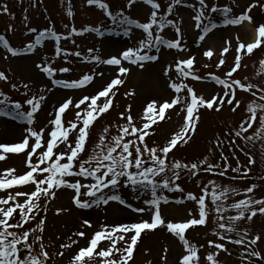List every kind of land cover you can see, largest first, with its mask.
<instances>
[{"label": "snow or ice", "instance_id": "6c2138e0", "mask_svg": "<svg viewBox=\"0 0 264 264\" xmlns=\"http://www.w3.org/2000/svg\"><path fill=\"white\" fill-rule=\"evenodd\" d=\"M88 5H96L103 10L106 16L114 25L113 30H121L128 34L132 30V26L141 29L145 34L143 39L138 41V46L128 47L122 50L117 55H110L108 58L101 59L99 55H89L84 57L85 60L96 61L105 65L118 66V74L110 80L106 85L93 93L84 94L81 97L73 100L71 96L61 102L54 114L47 123L51 127H41L39 130H34L32 127L26 129L25 135L20 142L13 144L0 143V150L3 153H20L26 151L27 168L20 174L14 168H7L0 173V192L5 193L0 195V264H47L50 259L49 253L46 251L45 244L42 242V236L37 235L30 241V236L33 232L43 231L44 220L41 219L36 227L25 228L32 220L39 215L44 201L54 199L56 190L60 188H68L73 190L72 200L74 204L82 209H88L101 204L107 205L109 202H118L122 205L132 207L127 204L121 195L118 193L122 185L129 187L136 192L138 198L140 194L150 192V199H144L143 203L147 207L132 208L134 212L144 213L149 212V219H140L134 222H121L117 224H102L99 230H96L92 236L86 241V246L79 248L69 260V264H90V261L95 256L109 257L119 253V259H108L101 261V264H128V261L133 257L134 246L138 243V238L144 230H154L158 226L165 225L160 213L161 202L167 203L168 197L162 194L163 190L178 191L184 193V189L177 181L180 179L181 171L187 170L192 176L197 174V171L203 166L204 172H217L218 175L224 176L229 168L227 163L222 165H214L208 162V158L196 163H182L178 159H170V152L178 145V143L186 144L188 137L194 133L196 121H198V108L206 106L208 109H213L214 104L216 110L224 104L233 105V111L239 107L241 101L235 98V89L239 88L244 91L251 92L255 97L256 92L253 91L256 85L251 83H243L240 79L233 78V73L241 67V51L244 54H252L254 49H257L261 44H264V23L259 24L256 31V38L250 43L238 42L236 49L235 64L225 74V78L209 74V78L215 81L222 87V95L217 97L213 95L209 99L198 96L194 90L187 84L175 81L169 84V87L174 90V97L163 102L151 101L143 110L145 114V122L143 126H137L131 114L125 116V113H120L121 118L125 121L123 124L116 125V134H111L110 127H104L97 141L89 151L87 145L91 138L90 129L95 121L109 111L112 107L113 97L115 95L114 86L122 84L124 81L121 78L122 74L129 72V68L123 66L122 61L131 65H139L143 67V62L156 61L158 57L155 54H150L153 49L159 51L158 45L164 44L172 49H180V41L178 39L165 40L159 34H153L155 26L158 30H163L166 25L172 24V21L159 13L161 5L157 0H144V3L152 9L148 22H139L130 18L124 11L118 10L115 13L110 10V6L105 0H86ZM135 3V0H128V7ZM182 0H173V3L168 5L167 11L170 13L173 4L179 5ZM199 8L196 11L193 19L196 21V27L201 28V34L198 37L203 41L205 36L215 27L214 24L205 23L209 19L211 13L221 12L224 16L225 25H239L244 21L254 23L252 17L247 14V11L238 16H231L232 9L225 6L218 8L216 5L209 8L206 0H198ZM0 10L7 12V5L0 7ZM251 8L248 9L250 11ZM206 11L208 15L206 16ZM67 14L72 16L71 6L69 5ZM11 27V26H10ZM30 32L36 33L35 28L29 29ZM86 31L100 33L101 28H85ZM180 33V29H176ZM80 35L76 28H71L67 36L62 33H57L54 27L45 28L35 35L34 42H29L25 45V50L31 52L42 44L43 41L51 39L56 43L55 55L60 56L63 53L65 59L69 53L66 49L60 46L62 39L70 37L72 34ZM239 41V37H237ZM0 48L6 50L12 56L21 54V50L12 47L5 36L0 35ZM93 49H88V52L93 53ZM99 52V49L95 50ZM229 51L225 47L221 52V59L216 67L219 68L225 63L223 53ZM76 57L82 54L79 51L71 53ZM206 57H211L213 52L211 49L204 51ZM194 57L180 59L175 61L174 67L178 78L192 77L195 80H201L203 77L193 71ZM261 70L264 71V59L260 60ZM47 77L51 79L54 85L62 86L66 89H80L93 81V75L84 74L78 79H59L53 78L57 69L53 68L46 58L41 64L37 65ZM207 67V65H206ZM173 65L166 67L165 76H169ZM60 72L68 73L71 71L68 67H62ZM8 77L0 72V80H7ZM17 85L13 84L15 89ZM25 89L28 85H23ZM183 89L187 90L186 95H180ZM264 93V89H261ZM4 99H0V105H5L8 98L4 93H0ZM103 98V99H101ZM45 100L44 95H33L24 101L29 106L27 111L22 110L20 102H15L11 110L5 109V116H15V118H23L29 125L34 123V116L41 108L42 102ZM260 101H264V94L259 97ZM99 101V102H98ZM178 106L180 111L185 112V120L179 131L173 133L171 138L163 146H149L145 141V137L149 135L146 131L156 122L157 119H164L165 110L171 109L173 106ZM72 106L76 109L74 119L63 120L62 116L66 110ZM247 118L239 125V130L234 132L238 138L242 137L247 140L253 139V136H247L245 133L252 128L253 123L259 122V128L256 129L254 136L264 134V103H258L252 100L247 104ZM47 131V137L45 132ZM31 141V143H30ZM219 143V142H218ZM61 145L63 147L61 148ZM39 150V151H38ZM88 152L86 158L83 156ZM33 156L36 157L33 162ZM6 157L0 154V161ZM225 161L227 160L224 157ZM249 163H252L250 160ZM223 169V170H220ZM233 172L239 173L241 169L232 168ZM170 173L171 175H168ZM247 175V172H244ZM209 185L211 188L209 189ZM20 186H28V191H10ZM256 185H251L245 189L244 198L235 200L231 203H226L229 200L230 194H239L235 188L221 186L213 180H209L207 184L201 188L199 196L188 192L186 199L195 201L198 215H194L192 210H188V219L183 222H167L166 228L178 237L183 245V251L178 258L177 264H199V249L192 244L185 236L186 230L193 226L205 225L209 215L208 199L210 198L211 205L214 206L216 213L217 228L215 232L221 240L229 239L228 233L236 232L238 239L232 241L237 245H245L243 260L246 264H253L250 259L255 257L259 260H264L261 252L256 251L252 246L257 244L259 236L248 239L247 232L240 234L236 228V223L245 217L251 220L258 212L264 214V198L255 199L252 195ZM105 190H108L107 192ZM159 193V194H158ZM85 197V199H82ZM183 203V201H177ZM260 205V207H255ZM229 210H235V215H225ZM61 209H57L59 213ZM83 223L91 227V222L87 219ZM78 237H85L83 231L75 233ZM127 237V238H126ZM102 241H107V247H101L96 251L98 245ZM39 242V251L34 247ZM118 242H123V247H117ZM76 240H71L68 244H61V248H69L76 244ZM210 246H215L216 249H223L224 245L214 241L208 242ZM167 251V249L165 250ZM246 254V255H245ZM63 256L64 253L60 252ZM217 253L209 252L205 257L208 264H218L215 259Z\"/></svg>", "mask_w": 264, "mask_h": 264}, {"label": "rangeland", "instance_id": "374dc122", "mask_svg": "<svg viewBox=\"0 0 264 264\" xmlns=\"http://www.w3.org/2000/svg\"><path fill=\"white\" fill-rule=\"evenodd\" d=\"M28 1L29 0H0V7L7 5L8 8L7 12L0 10V35L5 36L12 47L17 49L25 48L27 43L34 42L33 37L35 38V35L38 34L39 31L48 27H54L57 33H62L64 36H67L68 32L73 27L76 28L78 32H82V34L77 35L74 33L70 37L62 39L63 43L61 47L71 49L67 51L69 55L66 59L63 53L56 57V43L51 39L43 41L42 44L33 51L26 54L22 53L18 56H12L3 48H0V72H3L8 77L6 81L0 80V92L4 93L6 97H10L11 100L9 105H0V143L13 144L22 141L23 137L27 135L26 129L28 127H32L34 130H39L41 127H51L47 122L54 117L55 109L67 97L71 96L73 100H75L84 94L93 93L110 82V80L118 74V66H108L100 62L85 60L84 57L99 55L101 59H105L110 55H117L128 47L138 46V41L145 36L143 31L136 28L135 25L132 26V30L128 34H125L119 29L113 30L114 26H112L111 23H109L108 26V21L110 19L106 16L105 12L96 5H88L86 0L70 1L73 8V16L71 19L67 17L65 4L63 2L61 3L59 0H34V5L37 7L40 6L46 11V17L44 13L40 12V9L37 10L32 7L27 10ZM196 1L198 2V0ZM213 1L214 0H206L209 8H211ZM219 1L226 2L227 0ZM105 2L108 3L112 12L115 13L122 9L126 15H132L134 20L141 23L149 20L150 12L152 11L151 7L144 3V0H135V3H133L130 8L128 7V0H105ZM157 2L161 5L159 9V11H161L166 8L167 3L169 5L173 0H157ZM233 2L240 5L242 9H233L232 12L234 14L245 13L246 11L249 13V8L261 7L259 0H234ZM261 2L264 3V0H261ZM198 8L199 6L196 5L194 1L184 0V2L176 8L177 17L179 19L176 17L167 18L172 21V24L166 25L162 30L167 31L168 29H173L176 34L170 31L167 32V38H164L165 40H173L175 39V35H178L176 29L179 28L181 32L183 27L185 38L189 39L190 42L196 43L195 45L189 48H183L181 46L180 49H170L166 47V45L160 44L158 45L159 51L154 49L153 52L150 53L155 54L158 59L156 61L143 62V67L131 65L122 61L123 66L128 67L130 70L128 73L121 75L124 82L114 86L115 95L113 97L112 107L107 113L102 114L95 121L92 133L90 131L91 138L87 145L89 151L97 141L98 134L102 132L104 126L110 127L112 121L115 125V121L119 120V114L121 112H129L134 118V123L142 127L145 122L143 110L149 102L153 100L163 102L174 97V90L169 87V84L173 81L177 83L183 82L186 84L187 82H191L192 85L195 84L198 94L205 99H209L213 95H222L223 86L216 84L209 76L203 77L201 80L190 79L189 77L178 78L174 67L175 61L186 59L191 56L194 57V63H196L195 65H198L199 68H203L206 64L213 61L215 65L214 72H217V76H220L222 79L225 78L224 74L235 64L238 42L245 44L249 43V33H245L244 27L247 23L244 21L239 25H225L224 19L211 23L214 24L215 27L205 36V39L201 41L198 37L201 34L202 26L201 28H197L195 26L196 21L193 19ZM34 10L36 11L34 12ZM37 12L41 13L39 18H37ZM250 16L254 21V23L251 24L254 28L264 23L263 11L253 9ZM97 27L101 28V32L98 34L93 33V31H83L85 28ZM32 28H35L37 32H30L29 29ZM156 32L157 29L154 27L153 33ZM237 37H239V41ZM225 47H228L230 50L228 53H223L225 63L217 68L216 65L221 59V52ZM84 49H93L94 51L90 54L88 50ZM96 49H99V52H96ZM208 49L212 50L214 57L210 58L203 55L204 51ZM75 51H79L82 54L80 57H76L78 59L77 63L73 55H71V53ZM256 54L252 55L249 61H245L241 57V62L244 60L241 73L250 75L252 81L263 87L261 79H259L261 77L259 66L261 55ZM46 58L49 60L51 66L57 69L53 78L78 79L84 74H89L93 75L94 79L88 85L80 89H66L62 86L54 85L51 83V79L37 67V65L41 64ZM67 62L76 63V65L71 64L69 66ZM63 63L65 64L64 66L68 65V68L71 69L70 72L64 73L59 71ZM169 65H173V68L169 76H165L164 71ZM13 84L17 85L15 89L12 88ZM25 84L28 85L27 89L23 87ZM188 86L190 87V85ZM186 94V89H183L180 93V95ZM33 95H44L45 100L42 102L41 108L35 114L34 123L32 125H29L23 118H15L14 115L5 116L3 114L5 109L11 110L15 102H20L22 110L27 111L29 106L25 104L24 101L31 98ZM236 100L241 101V105L234 113L230 111L233 105L224 103L218 111L214 112L213 115L208 118V120L203 115H198L197 129L188 137L189 147L205 142V147L199 150L200 154L195 157L194 155L192 156L198 161L207 157L209 163H218V156L214 158V152L206 149V147L210 148L214 141H219L218 149L223 153H232L231 157L233 159L237 158L234 159L232 163L237 160L239 161L237 162L238 164L233 163L234 167L239 169L240 166L244 169L249 167L252 171L251 175L258 178L264 175V134L259 137L254 136L256 129L259 128V122L253 123L252 128L245 133L247 136H253L251 140L242 137H240L241 140H239V138L234 135V132L239 130V125L243 123L248 116L246 112L247 104L252 100H256L258 103H261V101L246 92L239 94ZM213 109H216L215 104ZM68 111V114L64 116L65 121L72 120L76 109L70 106ZM165 113L168 119L164 121L160 129H157L159 125L156 126L159 120L157 119L146 131H148L149 134L155 133L153 136L156 139H160L167 143V140L171 138L173 133L179 131L183 126L185 112L180 111L179 107L174 105L173 108L166 109ZM106 119H108V121L105 122L104 120ZM45 137H47V131L45 132ZM232 138H236L238 142L232 143ZM62 147L63 145H61V148ZM26 151L21 154L18 153V155H13L3 153V151L0 150V154L6 157L4 160L0 161V173H2L4 169L14 168L17 173L22 174L27 168ZM87 155L88 152L83 154L84 157ZM247 156L251 158V165L249 164V160H247ZM35 160L36 157L33 156V162H35ZM191 178L192 177L188 178L181 176V181H184L185 190L187 191L200 193L202 186L207 184L209 180H213L221 186L237 189L239 194H230L229 200L226 203L244 198L243 189L249 187L251 184L256 185V187L253 193L248 195H252L255 199L264 198V181L261 180L256 181L255 179V181L249 182L240 179L238 182L206 177L201 180L195 178L190 181H185ZM28 190V186H20L10 191ZM117 191L121 197L127 201V204L132 206L131 208L118 202H109L107 205L101 204L88 209H82L74 204L72 200V189L60 188L56 190V196L54 199H50L46 214L43 217V231H39L38 233V235L42 236V242L45 244L46 251L49 253V262L51 264H69L70 258L78 252L80 247L86 246V241L96 230H99L102 224H117L121 222H134L140 219H149V212L137 213L134 212L132 208L147 207L143 201L144 199L151 198L150 192L140 194L138 198L137 193L132 191L129 187H126L124 191ZM4 194L5 193L0 192V195ZM163 195L169 198L167 203L161 202L160 204V213L164 221L183 222L189 218L188 210H192L194 215H198V206L195 201L186 199L184 194L178 191H171L169 194ZM82 199H85V197H82ZM181 200L183 203H177V201ZM255 207H260V205H255ZM57 209H61V211L58 213ZM225 215H235V210H229ZM85 219L91 222V227L83 223ZM252 219L253 220H248L245 217L236 223V228L240 234L247 232L249 240L259 236L260 239L255 246H261V249L259 246V250L263 251L261 253L264 256V214L258 212ZM250 223H252V225H250ZM203 228L207 233L215 234L216 231H219L214 208L212 212L209 210L207 222ZM165 229L167 228L158 226L154 230L145 231L134 247L130 264H177L178 258L183 251V245L178 237L174 234L170 236ZM78 231L85 232L86 236H76L75 233ZM227 236H230L232 240L239 238L236 232L228 233ZM71 240H76L77 243L69 248L60 247L61 244H68ZM223 240L225 242L216 241V243L223 244L224 248L216 249L214 247L215 250H224L227 247L231 248V245L228 244L229 239L226 238ZM107 244V241H102L100 245H98L96 251H99L101 247L106 248ZM118 244L117 247L124 246L123 242H118ZM198 245L203 256H207V254L211 252L201 243H198ZM205 246L207 247L210 245L208 244ZM166 249L167 251H165ZM60 252H63L64 255H59ZM113 258L114 256L102 258L94 255L90 264H101V261Z\"/></svg>", "mask_w": 264, "mask_h": 264}, {"label": "bare ground", "instance_id": "6f19581e", "mask_svg": "<svg viewBox=\"0 0 264 264\" xmlns=\"http://www.w3.org/2000/svg\"><path fill=\"white\" fill-rule=\"evenodd\" d=\"M245 33H249L248 35V42H253L256 38V31L254 30V28L250 25V24H246L245 26ZM220 33V32H218ZM1 55V54H0Z\"/></svg>", "mask_w": 264, "mask_h": 264}]
</instances>
